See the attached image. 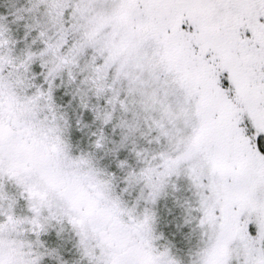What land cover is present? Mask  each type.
Here are the masks:
<instances>
[{
	"label": "snow or ice",
	"instance_id": "6c2138e0",
	"mask_svg": "<svg viewBox=\"0 0 264 264\" xmlns=\"http://www.w3.org/2000/svg\"><path fill=\"white\" fill-rule=\"evenodd\" d=\"M0 264H264V0H0Z\"/></svg>",
	"mask_w": 264,
	"mask_h": 264
}]
</instances>
